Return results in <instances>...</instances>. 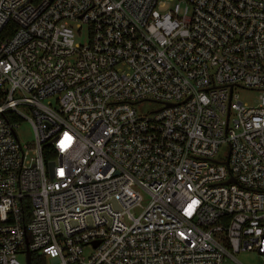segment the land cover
Wrapping results in <instances>:
<instances>
[{
    "label": "built area",
    "instance_id": "1",
    "mask_svg": "<svg viewBox=\"0 0 264 264\" xmlns=\"http://www.w3.org/2000/svg\"><path fill=\"white\" fill-rule=\"evenodd\" d=\"M25 238L45 264H264V0H0V264Z\"/></svg>",
    "mask_w": 264,
    "mask_h": 264
},
{
    "label": "rangeland",
    "instance_id": "2",
    "mask_svg": "<svg viewBox=\"0 0 264 264\" xmlns=\"http://www.w3.org/2000/svg\"><path fill=\"white\" fill-rule=\"evenodd\" d=\"M87 30L83 27L80 31L74 28V42L75 44L84 45L86 43ZM239 99L242 103L248 105H256L258 99V92L255 91H246L237 89ZM15 133L18 137L19 142L22 145H31L34 141V134L31 125L27 121H20L17 123V128H15ZM224 152L227 153L226 148ZM146 197H144V203H146ZM140 211L136 212V215ZM86 253L89 252L88 249L85 250ZM20 264H25V258L23 256L17 257ZM235 259L240 264H262V258L254 252H241L235 255ZM224 264H235L232 261H227Z\"/></svg>",
    "mask_w": 264,
    "mask_h": 264
},
{
    "label": "trees",
    "instance_id": "3",
    "mask_svg": "<svg viewBox=\"0 0 264 264\" xmlns=\"http://www.w3.org/2000/svg\"><path fill=\"white\" fill-rule=\"evenodd\" d=\"M45 149H49V147ZM30 264H45V260L35 253H31Z\"/></svg>",
    "mask_w": 264,
    "mask_h": 264
},
{
    "label": "water",
    "instance_id": "4",
    "mask_svg": "<svg viewBox=\"0 0 264 264\" xmlns=\"http://www.w3.org/2000/svg\"><path fill=\"white\" fill-rule=\"evenodd\" d=\"M233 179H230L228 183L232 182ZM25 246H26V251H25V264H30V252L28 250V240L25 238Z\"/></svg>",
    "mask_w": 264,
    "mask_h": 264
}]
</instances>
